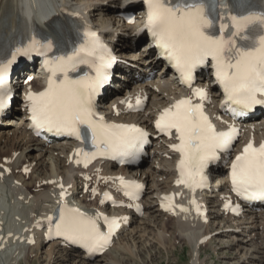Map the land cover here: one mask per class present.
I'll return each instance as SVG.
<instances>
[{
	"label": "snow or ice",
	"instance_id": "1",
	"mask_svg": "<svg viewBox=\"0 0 264 264\" xmlns=\"http://www.w3.org/2000/svg\"><path fill=\"white\" fill-rule=\"evenodd\" d=\"M143 3L147 7L143 31L151 37L154 47L160 50L162 58L169 62L186 86H192L197 69L211 63L226 103L236 106L231 109L234 117L254 110L257 105H264V37L251 51L235 48L231 42L226 43L209 33V21L194 4L173 5L172 0H143ZM83 37L84 41L70 53L47 61L51 79L45 91H28L32 126L37 132L45 129L76 140L88 138L82 134V128L87 129L93 151L79 150L76 153L81 157L76 163L82 160L85 167L98 156L131 161L141 152L148 134L136 125L109 124L97 113V97L109 79L107 69L115 62V57L105 56L107 48L96 32L86 30ZM39 46L34 40L27 46V52ZM24 51L17 49L11 59L0 62V114L5 112L11 91L7 83L10 66L16 55L24 54ZM78 65H86L94 74L70 78L69 73L76 71ZM193 95L201 101L208 99V93L202 88H196ZM140 104L138 99L137 110ZM155 127L169 137L175 131L179 143L173 144L172 150L181 157L177 184L192 191L207 184V167L219 160V153L230 151L238 136V129L234 126H230L229 131L218 132L205 114L204 104H194L191 98L180 99L165 109ZM120 183L126 188H142L140 184H126L123 179ZM231 184L232 190L242 199L264 201V144L256 147L249 142L235 157L231 163ZM60 196L62 199L66 196L63 185ZM172 199L165 197L169 204ZM193 204H196L195 200ZM169 210L165 208V211ZM181 211L187 212L188 209L181 208ZM197 214H202L198 205ZM58 219L59 222L50 229L49 238L53 235L62 237L89 253L106 249L119 223L107 216H88L67 204L62 205ZM100 220L107 226V232L101 230Z\"/></svg>",
	"mask_w": 264,
	"mask_h": 264
},
{
	"label": "bare ground",
	"instance_id": "2",
	"mask_svg": "<svg viewBox=\"0 0 264 264\" xmlns=\"http://www.w3.org/2000/svg\"><path fill=\"white\" fill-rule=\"evenodd\" d=\"M28 1L30 3L26 5ZM95 3H99L96 9ZM42 4L44 7H37ZM115 5L119 7L118 0H72L71 2L69 0H0V37L15 43L18 41L25 43L32 33L38 29L43 30L46 20L54 14L59 15L58 19L67 24H74L77 28L76 18L82 19L84 10L89 7L91 9L88 11L94 12L91 17L94 26L108 41L116 40L115 47L120 52L119 57L126 58L130 56L128 54L141 51L134 43L137 44L136 42L141 40H138L136 35L137 27L142 20H137L132 25L121 24L114 17L116 11L120 10L112 9ZM137 61L139 59L134 57L128 60L131 64ZM139 62L142 72L154 68L157 70V62L154 58L144 57L141 54ZM135 65L133 66L138 70L139 67ZM26 74L33 73L29 69L24 75ZM159 75L161 73L158 72L153 80L145 83L138 81L125 83L124 92L120 94L114 92V97L104 106L103 111L116 118L114 110L116 108L117 111L122 112L119 116L120 120L151 126L152 116L168 105L177 94L173 82L166 78L162 80L156 78ZM121 79L128 80L126 76ZM30 86L38 88L40 81L33 79ZM146 96L149 97V103L143 114H124L125 100L134 101L136 97ZM27 118L23 112H13L11 119L6 121L5 127L0 130V171L2 172L4 168L11 170L10 174L0 175V233L4 237L0 244L3 246L0 248V264H21L22 261L32 264L33 260H38L39 264H129L130 253L134 254L133 247L136 249L144 240L151 244L155 241L153 240L155 237L152 238L154 232L157 238L163 239L167 229L173 230L180 240L192 245L191 264H204L200 242L206 237L210 238L205 245L211 246L217 255L223 249L231 251L220 256L223 262L264 264V210L258 213L247 212L240 219L225 217L219 207L224 199L227 185L215 190L211 197L209 223L201 224L191 217L172 218L160 211V193L173 188L175 169L173 155L169 154L170 160L165 158L169 151L162 142L153 144V148L147 153L149 158L147 157L144 167L132 172L121 171L122 174L139 177L147 184L148 189L143 200L135 204L143 207L142 216L134 211H128L126 214L131 218V225L122 232V238L114 248H117L118 254H114V250H111L102 257L88 262L80 254L74 255L60 248L57 243L45 246L37 243L33 247H25L20 243V239L35 222H40L44 212L56 202L60 193L58 188L60 184L73 185L68 192L80 206L90 210L94 205V202L91 203L93 192L82 196L81 190H76L82 180L78 170L70 163L69 151L62 148L61 144L47 146L33 138L27 131ZM245 127L250 137L258 141L264 139V116ZM99 168L103 175L111 174L113 170L108 164H103ZM88 173L93 174V172ZM170 222L173 223V227L170 226Z\"/></svg>",
	"mask_w": 264,
	"mask_h": 264
},
{
	"label": "rangeland",
	"instance_id": "3",
	"mask_svg": "<svg viewBox=\"0 0 264 264\" xmlns=\"http://www.w3.org/2000/svg\"><path fill=\"white\" fill-rule=\"evenodd\" d=\"M169 224L173 227L172 222ZM155 233L156 232L153 233L154 235L152 237H155L153 239L155 241H152L151 244L148 243L147 240H144L142 244H138L136 249L135 247L132 248V250L134 249V254L130 253L131 258L128 260L129 264H191L193 257L192 245L180 240L178 235L171 229H167V231L165 230L168 238L165 236L163 239H159V237H156ZM163 242L164 244H162ZM201 248V258L204 261V264H232L228 261L223 262V259L220 258L223 253L229 254L231 251L223 249L222 251H219L217 255L209 245L201 246ZM113 253L118 254L117 248L114 249ZM127 257H129L128 253ZM32 264H39L38 260H33Z\"/></svg>",
	"mask_w": 264,
	"mask_h": 264
}]
</instances>
